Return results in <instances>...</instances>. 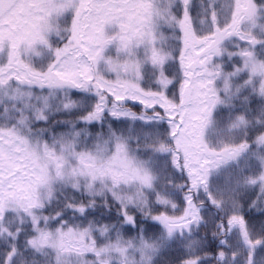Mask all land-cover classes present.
Listing matches in <instances>:
<instances>
[{
  "label": "snow or ice",
  "instance_id": "6c2138e0",
  "mask_svg": "<svg viewBox=\"0 0 264 264\" xmlns=\"http://www.w3.org/2000/svg\"><path fill=\"white\" fill-rule=\"evenodd\" d=\"M0 264H264V0H0Z\"/></svg>",
  "mask_w": 264,
  "mask_h": 264
}]
</instances>
